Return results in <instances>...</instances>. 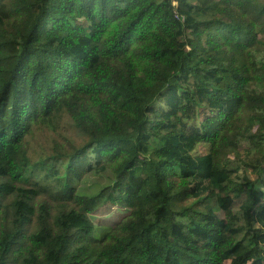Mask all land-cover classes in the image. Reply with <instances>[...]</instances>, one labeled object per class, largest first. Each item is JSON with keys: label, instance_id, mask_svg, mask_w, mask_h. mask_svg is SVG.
Wrapping results in <instances>:
<instances>
[{"label": "trees", "instance_id": "1", "mask_svg": "<svg viewBox=\"0 0 264 264\" xmlns=\"http://www.w3.org/2000/svg\"><path fill=\"white\" fill-rule=\"evenodd\" d=\"M0 264H264V0H0Z\"/></svg>", "mask_w": 264, "mask_h": 264}, {"label": "rangeland", "instance_id": "2", "mask_svg": "<svg viewBox=\"0 0 264 264\" xmlns=\"http://www.w3.org/2000/svg\"><path fill=\"white\" fill-rule=\"evenodd\" d=\"M112 179L106 174H91L88 176L82 185V191L87 194L96 193L97 190H101L103 187L111 183ZM124 211L111 208L108 212L105 209H101L97 212V216L93 218L98 225H112L119 220V216L123 215Z\"/></svg>", "mask_w": 264, "mask_h": 264}, {"label": "built area", "instance_id": "3", "mask_svg": "<svg viewBox=\"0 0 264 264\" xmlns=\"http://www.w3.org/2000/svg\"><path fill=\"white\" fill-rule=\"evenodd\" d=\"M173 9H177V3L175 1L172 2Z\"/></svg>", "mask_w": 264, "mask_h": 264}]
</instances>
